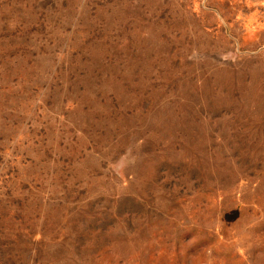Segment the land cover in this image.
I'll use <instances>...</instances> for the list:
<instances>
[{
	"label": "rangeland",
	"instance_id": "rangeland-1",
	"mask_svg": "<svg viewBox=\"0 0 264 264\" xmlns=\"http://www.w3.org/2000/svg\"><path fill=\"white\" fill-rule=\"evenodd\" d=\"M0 264H264V0H0Z\"/></svg>",
	"mask_w": 264,
	"mask_h": 264
}]
</instances>
